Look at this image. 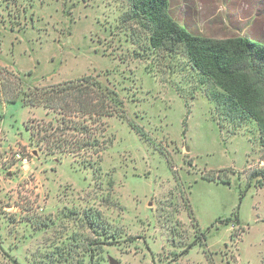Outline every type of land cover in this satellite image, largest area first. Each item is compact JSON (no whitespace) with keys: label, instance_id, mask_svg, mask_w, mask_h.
I'll use <instances>...</instances> for the list:
<instances>
[{"label":"rangeland","instance_id":"obj_1","mask_svg":"<svg viewBox=\"0 0 264 264\" xmlns=\"http://www.w3.org/2000/svg\"><path fill=\"white\" fill-rule=\"evenodd\" d=\"M167 11L192 34L264 43V0ZM149 34L130 0H0V264H264L256 122L216 101L183 44L152 47ZM95 73L124 109L102 118L104 148L31 144L24 123L56 114L11 95Z\"/></svg>","mask_w":264,"mask_h":264},{"label":"trees","instance_id":"obj_2","mask_svg":"<svg viewBox=\"0 0 264 264\" xmlns=\"http://www.w3.org/2000/svg\"><path fill=\"white\" fill-rule=\"evenodd\" d=\"M130 5L134 14L148 25L149 44L170 50L183 44L191 66L211 78L220 89L216 101H223L228 110L253 119L264 147V43L246 36L214 38L192 34L168 14V0H130ZM16 98L23 105L42 106L46 113L56 114L52 120L30 118L24 123L30 143L52 153L98 154L105 144L96 136L104 130L102 118L124 113L117 91L98 73L49 86L19 87L10 100ZM128 124L139 132L136 124L130 121ZM201 177L230 182L229 177L219 178L214 172L201 173Z\"/></svg>","mask_w":264,"mask_h":264},{"label":"built area","instance_id":"obj_3","mask_svg":"<svg viewBox=\"0 0 264 264\" xmlns=\"http://www.w3.org/2000/svg\"><path fill=\"white\" fill-rule=\"evenodd\" d=\"M17 157H19V154H15ZM21 161H23V162H26L27 161V159L25 158V157H21V159H20Z\"/></svg>","mask_w":264,"mask_h":264},{"label":"crops","instance_id":"obj_4","mask_svg":"<svg viewBox=\"0 0 264 264\" xmlns=\"http://www.w3.org/2000/svg\"><path fill=\"white\" fill-rule=\"evenodd\" d=\"M33 107H38V106H32V108H33Z\"/></svg>","mask_w":264,"mask_h":264},{"label":"water","instance_id":"obj_5","mask_svg":"<svg viewBox=\"0 0 264 264\" xmlns=\"http://www.w3.org/2000/svg\"><path fill=\"white\" fill-rule=\"evenodd\" d=\"M33 153H35V151Z\"/></svg>","mask_w":264,"mask_h":264}]
</instances>
